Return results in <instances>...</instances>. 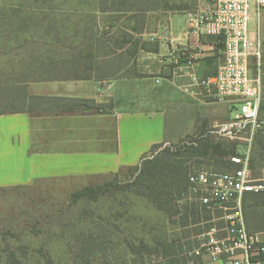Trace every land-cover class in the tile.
<instances>
[{"label":"rangeland","instance_id":"374dc122","mask_svg":"<svg viewBox=\"0 0 264 264\" xmlns=\"http://www.w3.org/2000/svg\"><path fill=\"white\" fill-rule=\"evenodd\" d=\"M198 3L0 0V80L12 75L29 81L94 73L98 66L90 67V59L84 60L83 54L97 51L102 56L108 49L103 52L100 44L123 43V60L129 62L133 45L143 42L127 29L139 32L146 16H163L166 22V16L193 10ZM257 29L252 18L250 30ZM260 30L264 38V14ZM168 63L166 72L151 74L155 77L152 84L170 76L173 64ZM127 73L124 69L121 75ZM184 80L179 77L173 82L169 102L162 103L167 113L165 146L173 149L189 135L207 133L231 113L227 103L215 95L195 98L186 94L179 87ZM200 170L218 171L213 164L191 165V172ZM135 179L131 168L94 185L42 183L22 191L0 189V264H11L13 256L17 264H167L161 244L181 238L194 242L210 224L225 225L223 209L214 211L215 221L182 225L177 210L193 198H182L162 209ZM86 187L94 188L93 195L81 193ZM253 203L254 199L242 200L245 222L264 230V204Z\"/></svg>","mask_w":264,"mask_h":264},{"label":"crops","instance_id":"0c3cea01","mask_svg":"<svg viewBox=\"0 0 264 264\" xmlns=\"http://www.w3.org/2000/svg\"><path fill=\"white\" fill-rule=\"evenodd\" d=\"M163 18L146 16L139 32L127 29L150 44L133 45L129 62L123 60V43L100 44L103 52L108 49L102 56L97 51L83 54L90 67L98 66L94 73L0 80L3 104L16 107L0 113V189L94 185L138 165L154 144L167 140L162 103L169 102L174 83L164 76L152 84L151 74L167 71L169 56L183 48L195 51L197 76L215 74L223 55L216 37L189 30L186 12L166 16V22ZM124 69L128 73L121 75ZM261 76L264 120V54ZM199 258L197 264H227L208 254Z\"/></svg>","mask_w":264,"mask_h":264},{"label":"built area","instance_id":"2783aa9c","mask_svg":"<svg viewBox=\"0 0 264 264\" xmlns=\"http://www.w3.org/2000/svg\"><path fill=\"white\" fill-rule=\"evenodd\" d=\"M186 14L189 30L223 42V60L216 74L197 76L196 53L183 48L169 56L173 67L167 79L177 83V78L184 77L179 87L186 94L195 98L215 95L227 102L230 117L214 124L211 132L239 145V152L231 155L232 162L238 164L234 170H204L190 176L192 192L203 205L213 212L225 210L221 216L225 225L214 224L201 233L187 253L197 257L208 254L227 264H264V232L250 230L242 211L245 194L264 192V169L256 174L251 167L255 134L264 124L260 118L264 0H199L198 7ZM252 18L258 25L256 31L250 30Z\"/></svg>","mask_w":264,"mask_h":264},{"label":"trees","instance_id":"16d2710c","mask_svg":"<svg viewBox=\"0 0 264 264\" xmlns=\"http://www.w3.org/2000/svg\"><path fill=\"white\" fill-rule=\"evenodd\" d=\"M217 42L222 49L223 42L218 40ZM156 44L158 43L152 44L153 49H156ZM138 45L139 42L136 44L137 48ZM147 45L150 44L148 42L141 44L143 48H150ZM5 95L0 91V102H2L0 104V113H6L4 109L7 108L16 109L15 106L3 104ZM26 95L27 91L25 92ZM207 131V133L204 131L199 134L189 135L180 144L176 145L174 149L165 146L168 139L161 143H156L142 157L141 162L132 168L136 172L134 183L145 187L147 189V196L153 199L160 208L163 209L167 205L177 203L185 197L194 199L189 204H186L182 208L183 210H177L182 219L181 223L184 226L197 224L202 220L211 221L214 213L206 205H203L192 192L190 176L204 170L191 172V165L196 163L213 164L214 168L218 171H231L238 167V164L231 160V155L239 152L238 143L213 134L211 128ZM251 167L256 174H261L264 169V124L256 132L254 138ZM81 193L93 195L94 188L86 187ZM247 199H254L253 206L263 205L264 192L247 193L244 195V202ZM250 225L247 223L250 230L264 232V230L254 229ZM212 226L213 224H210L208 229ZM196 242L197 238L194 242L184 241L182 238L175 239L161 244L163 246L161 253L163 257L168 259L167 264H197L201 259L187 253ZM10 262L11 264H17L16 257L13 256ZM48 264L53 263L49 262Z\"/></svg>","mask_w":264,"mask_h":264}]
</instances>
